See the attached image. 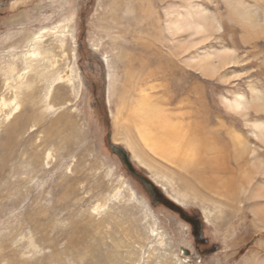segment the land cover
<instances>
[{"label":"rangeland","instance_id":"1","mask_svg":"<svg viewBox=\"0 0 264 264\" xmlns=\"http://www.w3.org/2000/svg\"><path fill=\"white\" fill-rule=\"evenodd\" d=\"M194 10L221 31L170 30ZM180 41L193 45L176 53ZM225 48L233 61L197 65ZM145 94L169 121L157 135L179 129L168 141L185 163L152 153L135 122L115 123ZM240 95L246 108H230ZM255 121L264 0H0V264H264Z\"/></svg>","mask_w":264,"mask_h":264},{"label":"bare ground","instance_id":"2","mask_svg":"<svg viewBox=\"0 0 264 264\" xmlns=\"http://www.w3.org/2000/svg\"><path fill=\"white\" fill-rule=\"evenodd\" d=\"M178 16H179V18H177L176 20H174L172 23L169 24L170 30L172 32H175V33L189 32L190 35H194V36L195 35H207L210 31H212L214 29L216 31H221V29H222V24L218 21V19H216V18L213 19L214 17L213 18L208 17L209 15H207V13L203 12L202 10H199V11L194 10L193 12L188 11L185 15L180 14ZM173 28H175V30ZM179 43L181 45L178 47H174L173 49L176 53H181V54L184 52H187L188 49L193 45V44L185 43L184 41H180ZM67 52L68 51L66 50V54H67ZM27 53L33 57H37L41 54L40 50H38V49L27 51ZM235 55H236V51L232 50V49H228V48L217 50L214 52H205V54L203 56H201V57H199V59H197V65L203 66L205 69L207 68L206 66H210V68H212L214 70V69H216L217 65H219V64H225V63H228L230 61H233V59L236 58ZM193 59L196 60L195 57H193ZM203 67H201V69H203ZM21 75L22 74H20V76ZM56 78H57V76H55L52 83L48 84L45 87L44 97H45L47 102H48V97L50 94V89L53 86L54 81H56ZM17 98H18V95L12 101L10 109H15L19 106V102L17 101ZM150 98L151 97L149 95L145 94L143 99H142L143 102H141L140 105L135 106L133 108V111H132L133 117L134 116L137 117L138 121L134 120L135 117L132 118V116L128 113H127V115H125V113L122 114V110L119 109V113L115 116V123H117L120 126L121 125L123 126L125 124V121H126L127 123L125 125L127 126V124H129L130 121H132L133 123L135 122V124H137V132H138L140 139L142 140L144 145L152 153L158 155L159 157H161L163 159L174 162V164H176L177 161L185 163L186 159H183L181 157H180V159H176V157L178 156V153H176V152H178L177 150L178 149L182 150V149H180L178 147H177V149H176V147L174 148L173 145H169V141H168V138L169 139H176V140L180 141L178 138L180 135V132H179V129L177 128V126L171 127V128L168 127V129L165 131L166 136L165 135L161 136V134L159 136L157 135V133H156V132H158L157 130L160 129V127H163L169 121L167 119V116H165L164 113L162 112V109H159L156 106H153L148 102L150 100ZM260 98H258V99H260ZM245 100L246 99H244V97L242 95H240L238 98H235L233 100H227V103H228V106L230 108L237 109V111H239L241 109L246 108L245 106H246V104H248V102L245 103ZM252 126H253L254 131L257 135V138L259 140L264 141V139H263V137H264V121H255L252 124ZM155 129H156V131H155ZM161 129H160V131H161ZM130 132L132 133V131H130ZM237 138H238V142H239L238 145L240 146V154H241L242 159H245V155H246L248 157L249 161L252 162L254 165H256V161L259 159V156L257 155V153H258L257 149L255 147H252L246 139H244L238 135H237ZM181 141H183V140H181ZM185 141L186 140L184 139V141L182 143L185 144L186 143ZM191 143H193V142L191 141ZM178 145H179V143H177V146ZM182 147H183V145H182ZM188 151H190V150H188ZM194 152H195V150H194ZM176 154H177V156L175 157ZM198 155H200V153ZM205 161L206 160L204 159L202 162L204 163ZM217 166H219V165H217ZM193 170H194L193 174L198 175V176L202 175V173L200 174L199 173L200 171H198L196 169V167ZM216 176L217 175H215L211 180H209L208 183L214 184L217 180V177H218V176L217 177ZM98 208L99 207L95 208V210H97Z\"/></svg>","mask_w":264,"mask_h":264},{"label":"water","instance_id":"3","mask_svg":"<svg viewBox=\"0 0 264 264\" xmlns=\"http://www.w3.org/2000/svg\"><path fill=\"white\" fill-rule=\"evenodd\" d=\"M115 148H116V150H117L118 152H120L121 154L125 155V152H124V149H123V148H121V147H119V146H117V147H115ZM144 181H145L149 186H152L150 182H148V181H146V180H144Z\"/></svg>","mask_w":264,"mask_h":264},{"label":"flooded vegetation","instance_id":"4","mask_svg":"<svg viewBox=\"0 0 264 264\" xmlns=\"http://www.w3.org/2000/svg\"><path fill=\"white\" fill-rule=\"evenodd\" d=\"M191 215H186V217L189 219V220H191V221H194L193 219H192V217H190Z\"/></svg>","mask_w":264,"mask_h":264}]
</instances>
